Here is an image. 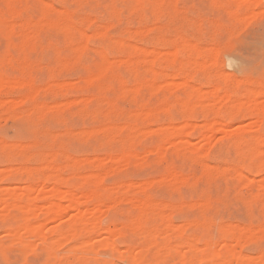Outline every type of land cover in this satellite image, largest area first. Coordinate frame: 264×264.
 Wrapping results in <instances>:
<instances>
[{
	"label": "rangeland",
	"instance_id": "374dc122",
	"mask_svg": "<svg viewBox=\"0 0 264 264\" xmlns=\"http://www.w3.org/2000/svg\"><path fill=\"white\" fill-rule=\"evenodd\" d=\"M0 82V264H264V0H0Z\"/></svg>",
	"mask_w": 264,
	"mask_h": 264
},
{
	"label": "bare ground",
	"instance_id": "6f19581e",
	"mask_svg": "<svg viewBox=\"0 0 264 264\" xmlns=\"http://www.w3.org/2000/svg\"><path fill=\"white\" fill-rule=\"evenodd\" d=\"M1 82H0V88H2L1 87ZM140 201V200H139ZM139 201H137V202H135L134 203V205L136 206L137 205V208L139 207V209H140V212H141V216L143 217V218H150L149 216L151 215V216H153V218H155V216L154 215H152L153 213H154V210H153V206H152V203L150 204V203H146V202H139ZM137 203V204H136ZM134 206V207H135ZM98 207V206H97ZM133 207V206H132ZM136 208V207H135ZM136 210V209H135ZM133 213V212H132ZM137 214V213H136ZM134 215V214H133ZM157 217L160 219V222H163L162 224H164V217H166L165 215L164 216H162V215H160V214H158L157 213ZM150 220V219H149ZM155 220H157V219H154V221ZM167 220V219H166ZM140 221V220H139ZM157 223H158V221H157ZM157 223H155V224H157ZM141 224V223H140ZM168 224V223H167ZM164 225H166V223L164 224ZM169 226V225H168ZM168 226H166V228H170V227H168ZM132 227V226H131ZM136 228L137 227H134L133 228V231H137L136 230ZM161 228V227H160ZM160 228L159 227H156L155 228V230L153 231V232H151L150 234H155V235H157L158 236V234H167L166 232H167V230L165 231V233L163 232V231H161L160 230ZM135 229V230H134ZM35 232H36V230H35ZM67 234V233H66ZM154 235V236H155ZM153 236V237H154ZM156 237V236H155ZM191 246V245H190Z\"/></svg>",
	"mask_w": 264,
	"mask_h": 264
},
{
	"label": "snow or ice",
	"instance_id": "6c2138e0",
	"mask_svg": "<svg viewBox=\"0 0 264 264\" xmlns=\"http://www.w3.org/2000/svg\"><path fill=\"white\" fill-rule=\"evenodd\" d=\"M29 264H33V262H29ZM35 264H40L39 261L35 262Z\"/></svg>",
	"mask_w": 264,
	"mask_h": 264
}]
</instances>
